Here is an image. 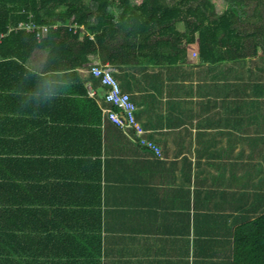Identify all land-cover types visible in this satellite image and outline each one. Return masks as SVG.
<instances>
[{
	"label": "crops",
	"instance_id": "1",
	"mask_svg": "<svg viewBox=\"0 0 264 264\" xmlns=\"http://www.w3.org/2000/svg\"><path fill=\"white\" fill-rule=\"evenodd\" d=\"M178 31L188 33L185 23ZM196 37L155 65L117 67L160 157L112 124L90 70L57 73L36 52L21 75H0V151L39 160L24 166L39 195L6 221L39 232L21 243L39 256L9 264H233L236 233L264 214V35L215 63Z\"/></svg>",
	"mask_w": 264,
	"mask_h": 264
},
{
	"label": "trees",
	"instance_id": "2",
	"mask_svg": "<svg viewBox=\"0 0 264 264\" xmlns=\"http://www.w3.org/2000/svg\"><path fill=\"white\" fill-rule=\"evenodd\" d=\"M222 1L225 9L219 12L218 0H176L172 5L167 0H142L138 7L130 0H0V70H21L0 75H21L36 52L46 54L48 70L64 75L107 64L155 65L156 54L185 52L183 42H195L197 33L203 61L244 55L247 44L264 35V0ZM180 23L189 34L178 31ZM27 24L47 28V36L40 37L39 30L16 31ZM219 49H225L224 56H217ZM12 156L0 151V264H9V257L39 256L21 245L24 240L38 242L39 232L28 236L6 228L7 220L19 219L9 210L30 208L25 195H39V179L24 176V166L30 172L39 160ZM233 264H264V214L236 233Z\"/></svg>",
	"mask_w": 264,
	"mask_h": 264
},
{
	"label": "built area",
	"instance_id": "3",
	"mask_svg": "<svg viewBox=\"0 0 264 264\" xmlns=\"http://www.w3.org/2000/svg\"><path fill=\"white\" fill-rule=\"evenodd\" d=\"M22 30L27 33L41 31L42 38L47 36V28H38L33 24L20 26L16 31ZM82 31V30H81ZM84 35V32H82ZM90 75L98 80L102 87L107 90L105 102L113 109L106 111L108 119L114 126L122 130H131L135 134L136 144L141 148L148 150L154 156L160 157L161 152L157 145L143 138V131L136 120L137 107L131 96L124 92L121 82L118 80L117 67L107 64L105 66L94 67L90 70ZM93 97L95 93L91 94Z\"/></svg>",
	"mask_w": 264,
	"mask_h": 264
},
{
	"label": "rangeland",
	"instance_id": "4",
	"mask_svg": "<svg viewBox=\"0 0 264 264\" xmlns=\"http://www.w3.org/2000/svg\"><path fill=\"white\" fill-rule=\"evenodd\" d=\"M139 1H141V0H130L131 4L135 5V6H136V4H138ZM223 3H224V1H222V0L221 1L218 0V3H216L217 9H219V11H222L225 9V7L223 6ZM42 61H43L42 55H40V53H37L33 63H42Z\"/></svg>",
	"mask_w": 264,
	"mask_h": 264
}]
</instances>
